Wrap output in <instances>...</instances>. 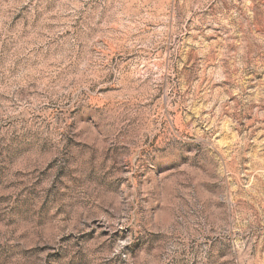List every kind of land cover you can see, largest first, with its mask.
I'll return each mask as SVG.
<instances>
[{"label": "rangeland", "instance_id": "374dc122", "mask_svg": "<svg viewBox=\"0 0 264 264\" xmlns=\"http://www.w3.org/2000/svg\"><path fill=\"white\" fill-rule=\"evenodd\" d=\"M238 19L258 63L264 0H0V264H264V69L221 79Z\"/></svg>", "mask_w": 264, "mask_h": 264}, {"label": "clouds", "instance_id": "9594fccd", "mask_svg": "<svg viewBox=\"0 0 264 264\" xmlns=\"http://www.w3.org/2000/svg\"><path fill=\"white\" fill-rule=\"evenodd\" d=\"M235 16H237V14L233 13L232 16H229V19H232ZM91 23H95V21H92ZM196 23L201 24V26L203 28V26L206 24H213V25L219 24V23L227 24L228 21H221L218 18L209 17V18L204 19V20L197 19ZM105 27H107V25H105ZM229 27H232V26L229 25ZM236 27L242 28V32L237 33L236 28H232V32L229 33V36L235 34V35L240 36L241 39H245V34L248 35V38L245 39L244 46H242L244 48V52H243V54L237 53L236 59L233 62V64L231 65V67L226 66L225 75L222 76L221 79H229V80L233 79V76H232V70L233 69H236L238 72H242L245 67L249 66V64H251V66H253V67H257V70L264 69V59H260L259 62L257 63L255 52L251 51V48L255 47V45H253V43H252L255 38L253 36H251V32L254 29V25H253L252 21L251 20L244 21L242 19H238ZM207 34H212L211 29L207 30ZM257 43H259L261 45V48L258 50L264 51V40L258 41ZM213 47H215V45H213ZM91 60L98 61L99 65L101 67L103 66V64L107 63L106 60H104L98 56L91 57ZM109 71H117V70L110 67ZM101 75H103V73ZM120 75H121L120 72L117 71V76L119 77ZM90 83H92V81H88L87 83H81L79 85V87L77 88L78 92L81 88L84 89V91L82 93H80V95L82 97L86 98L88 95L92 94V93H89V91H88V86ZM100 86H102V85H100ZM237 91L239 92V89H237ZM229 94H231L230 90H229ZM225 99H226V97H225ZM130 114H135V113L130 112ZM111 118L112 117L109 116V119H111ZM118 130H119L118 124L115 127L110 126V131L113 134ZM177 135H178V133H176L174 131H170L167 133V135H165L164 140H162L161 143H163L168 138H170L172 136H177ZM181 151H184V149H181ZM191 154L192 155L195 154V149H193ZM169 162L170 161L166 158L158 159V160L151 163V165H150L151 170L153 171V173H155L156 171H158L160 169L161 166H166ZM144 195L146 197L149 196V192L146 190ZM216 199H223V197H216ZM234 208H235V201L230 200L229 201V207H228L227 211L232 212L234 210ZM229 219H231V217H229ZM244 222L247 223V221H244ZM145 223H146V226L150 230L148 233L149 238H151L153 235L160 236L162 233H167V236H163L161 238L160 246L157 248V253H167L172 248H178L181 246L177 242V237H178V234L180 232H182L183 230L181 229L180 225L177 224L176 219H172L169 221V223L167 225H164V226L158 228L151 221V216H150V214H148L145 217ZM241 259H243V256H241ZM141 260H147V261H150L151 264H156V261H153L152 257H149V256L142 255ZM161 264H162V262H161Z\"/></svg>", "mask_w": 264, "mask_h": 264}]
</instances>
